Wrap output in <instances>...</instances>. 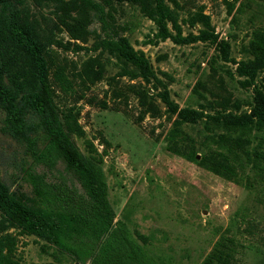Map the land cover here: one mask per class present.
<instances>
[{"label":"rangeland","instance_id":"rangeland-1","mask_svg":"<svg viewBox=\"0 0 264 264\" xmlns=\"http://www.w3.org/2000/svg\"><path fill=\"white\" fill-rule=\"evenodd\" d=\"M164 1L172 9L173 34L206 30L217 39L159 37L137 3L115 2L116 35L144 54L162 86L102 47L106 35L95 17L83 37L73 38L62 23L76 15L72 0H26L24 12L44 39L52 99L60 112L75 115L82 133L73 140L82 153L100 160L114 224L126 227L144 264H221L209 257L219 241H228L221 248L231 254L230 264H264V125L253 119L242 129L228 116L249 113L256 91L264 94V67L253 79L241 70L254 57V34L262 32L264 39V0ZM220 40L228 43L225 59ZM163 86L179 107L202 111L178 125L172 140L177 117L160 99ZM4 117L0 110V128ZM219 134L244 143V168L233 179L199 162L201 155L226 151L215 142ZM192 151L195 159L188 156ZM27 168L48 184L63 183L82 193L62 163L36 164L24 144L0 129V177L14 193L31 197ZM0 254L13 264L90 262H75L1 215Z\"/></svg>","mask_w":264,"mask_h":264},{"label":"trees","instance_id":"trees-1","mask_svg":"<svg viewBox=\"0 0 264 264\" xmlns=\"http://www.w3.org/2000/svg\"><path fill=\"white\" fill-rule=\"evenodd\" d=\"M121 1L125 0H72L76 15L71 17V22L62 19V23L73 38H81L86 34L89 18L95 17L106 35L102 47L135 67L144 79H154L158 83L144 54L135 50L124 36L116 35L112 11H115L114 3ZM126 1L139 5L155 24L159 37H169L175 42L217 39L216 34L206 30L186 37L179 31L173 34L168 25L174 24L172 9L164 0ZM25 2L0 0V110L5 114L0 129L24 144L36 164L52 168L62 163L64 169L75 177L82 193L63 183L48 184L42 175L27 168L25 174L31 186V197L14 193L0 177V215L6 222L16 223L25 233L43 237L58 250L71 255L75 262L144 264L126 227L114 224L115 213L108 199L100 160L82 153L73 140V134L82 133L75 115L71 111L60 112L52 99L44 39L27 23ZM228 9H232V4ZM218 44L222 57L227 58L228 43L220 40ZM250 45L254 57L243 63L241 70L253 79L256 71L264 67L263 33L256 32ZM159 94L167 109L177 117L170 140L175 138L177 126L182 122H191L202 116V111L179 107L170 98L166 86ZM228 116L231 124L242 129L253 119L264 125V94L256 91L249 113ZM215 142L226 151L201 155L199 162L214 173L233 179L237 169L244 168L240 158L246 154L244 143L238 137L224 134H219ZM169 148L176 150L172 144ZM196 155L195 151L188 153L194 159ZM224 243L227 245L228 241ZM225 244L217 242L209 257L221 264H230L231 254L221 248ZM0 264L13 263L7 255L0 254Z\"/></svg>","mask_w":264,"mask_h":264}]
</instances>
